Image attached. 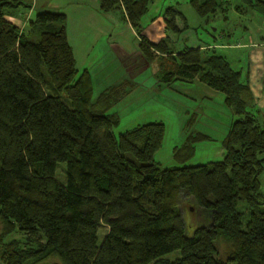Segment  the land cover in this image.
Wrapping results in <instances>:
<instances>
[{"label": "trees", "instance_id": "1", "mask_svg": "<svg viewBox=\"0 0 264 264\" xmlns=\"http://www.w3.org/2000/svg\"><path fill=\"white\" fill-rule=\"evenodd\" d=\"M231 1L236 10L264 16V0L187 2L207 23L217 13L226 19ZM96 2L107 17L121 13L142 58L156 61L161 84L195 80L222 93L234 115L221 141L222 158L184 163L193 142L209 139L196 132L185 136L181 154L172 152L177 164L161 167L153 159L164 135L160 121L114 136L117 115L106 111L124 93V81L92 100L88 71H77L65 14L36 9L19 28L6 16L29 5L0 0V264H264L258 178L264 115L248 87L246 64L233 68L215 46L172 49L176 41L168 35L191 28L172 5L143 22L152 0ZM158 16L165 33L150 41L143 29ZM230 35L224 34L226 46L237 42L228 41ZM58 161L65 164L63 183L54 177ZM182 203L200 216L190 235ZM15 231L19 237L4 240ZM173 250L175 258L163 257Z\"/></svg>", "mask_w": 264, "mask_h": 264}, {"label": "rangeland", "instance_id": "2", "mask_svg": "<svg viewBox=\"0 0 264 264\" xmlns=\"http://www.w3.org/2000/svg\"><path fill=\"white\" fill-rule=\"evenodd\" d=\"M187 1L152 0L142 21L161 13L164 7L172 5L183 14L191 27L182 32L180 38L184 36L196 37L195 41L193 38L191 39L192 43H196L195 46H215L217 53L228 57L233 68L243 67L242 63L246 64L244 55L247 48L237 51L233 48H220L218 45L226 44L227 37L224 38V34L227 33H231L228 41L246 43L248 39L258 33L257 30L264 29V16L255 10L245 11L242 10L243 8L236 10L232 7L235 1H231V6L225 13L226 19H223V13H217L211 20L204 23L203 18L194 12ZM19 11L21 12V9ZM109 15L117 25L123 22L119 11L110 12ZM158 24V27L153 26L157 30L156 34L150 33L152 40H156L162 35L160 20ZM206 28L210 30L213 37L206 34ZM75 33H70L72 41L69 38L73 47L79 41ZM100 40L99 42L102 44L106 39L102 36ZM184 40L175 42L172 49L181 48L182 43L186 42ZM101 44L92 50L86 60L79 63L76 58L75 63L78 72L80 69L86 68L90 75L92 100L107 86L121 80L124 81V93L106 111V113L117 115V123L111 130L114 136L136 124L160 121L164 126V135L160 147L153 154V159L161 167L177 164L172 159V152L181 154L185 150L182 149L185 144V136L187 134L195 135L196 132L207 135L209 139L193 142V154L184 163H205L222 158L221 141L234 115L231 108L223 103L221 92L195 80L190 82L177 80L163 85L155 77V72L158 69L156 61L153 59L151 63L145 62L135 45L128 51V60H130L128 65V63L120 61V55L114 54L110 48ZM130 47H132L131 43ZM59 95L63 101H67L62 92ZM64 165V161H58L54 167V177L60 183L65 180ZM258 178L261 188H263L264 169ZM240 205L243 204L240 203ZM179 210L185 226V233L190 235L195 225L199 223L200 216L191 203L180 204ZM105 232V225L97 227V244ZM17 237H19V233L15 231L6 236L4 240ZM218 248L220 247L218 246ZM177 255L178 250H173L163 254V257L173 259Z\"/></svg>", "mask_w": 264, "mask_h": 264}, {"label": "crops", "instance_id": "3", "mask_svg": "<svg viewBox=\"0 0 264 264\" xmlns=\"http://www.w3.org/2000/svg\"><path fill=\"white\" fill-rule=\"evenodd\" d=\"M29 5V8H19V10L13 11L11 15L6 16V19L12 22L19 28L24 26L26 19L36 9H49L52 11L62 12L66 16V30L68 37L71 39L70 33L77 34L76 46L73 47V54L78 58V62L81 63L87 59L92 50L97 48L101 44L100 38L105 37V42L102 46H107L110 50L120 55V61L122 63L130 64L128 60V51L137 46L138 39L127 22H123L117 25L111 18L98 12L96 0H21ZM23 11V12H22ZM162 27V35L164 36L163 21L158 16L151 24L146 25L143 29L144 35L150 41L151 34H156L157 31L154 27L159 26V20ZM154 26V27H153ZM158 29V28H157ZM258 33L254 37L247 40L246 43L236 42L234 46L218 45L220 48H247L246 50V67H247V83L252 94L253 100L261 113L264 115V29L257 30ZM182 33L178 35L169 34L171 39L175 38V41L186 40L182 45L194 47L196 43H192L191 39L196 37H183L180 38ZM184 40V41H185ZM72 41V39H71ZM134 41V42H133ZM191 41V42H190ZM107 43V44H105ZM130 43L132 47H130ZM72 44V43H71ZM100 45V46H101ZM135 45V46H134ZM198 46V45H197ZM136 48V47H135ZM137 50V49H136Z\"/></svg>", "mask_w": 264, "mask_h": 264}, {"label": "water", "instance_id": "4", "mask_svg": "<svg viewBox=\"0 0 264 264\" xmlns=\"http://www.w3.org/2000/svg\"><path fill=\"white\" fill-rule=\"evenodd\" d=\"M40 264H43V263H40Z\"/></svg>", "mask_w": 264, "mask_h": 264}]
</instances>
